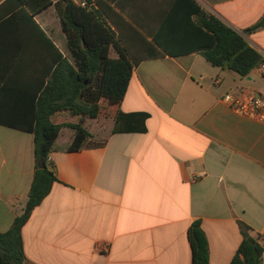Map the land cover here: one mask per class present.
<instances>
[{
	"label": "crops",
	"instance_id": "obj_1",
	"mask_svg": "<svg viewBox=\"0 0 264 264\" xmlns=\"http://www.w3.org/2000/svg\"><path fill=\"white\" fill-rule=\"evenodd\" d=\"M52 1L35 19L68 56L60 0ZM73 1L97 11L137 63L120 111L148 114L147 131L116 133V118H87L88 145L72 152L74 130L62 128L49 161L57 181L22 229L26 264H193L188 230L196 220L210 264L231 263L243 239L240 221L264 243V121L224 101L241 89L264 93L263 71L241 77L192 51L201 35L198 5L264 56V27L248 31L263 18L264 0ZM0 33V118L11 120L0 123L4 233L36 170L34 134L16 127L31 124L55 52L31 24L11 22ZM149 43L164 56L146 57ZM110 56L119 57L113 47ZM52 120L73 124L80 116Z\"/></svg>",
	"mask_w": 264,
	"mask_h": 264
},
{
	"label": "trees",
	"instance_id": "obj_2",
	"mask_svg": "<svg viewBox=\"0 0 264 264\" xmlns=\"http://www.w3.org/2000/svg\"><path fill=\"white\" fill-rule=\"evenodd\" d=\"M52 4V0H0V32L11 22L31 24L55 52L46 74L49 79L31 112V124L16 127L34 134L36 170L24 208L15 217L11 228L0 232V264H26L22 229L57 181L55 169L49 165V157L63 127L69 126L74 130L68 148L72 152L88 145L91 133L83 126L87 118H116L113 130L116 133L147 131L148 114H124L120 111L137 64L132 60L129 49L120 44L115 32L88 4L79 6L73 0H60L57 7L69 51V55L64 56L35 19ZM195 14L196 27L201 35L192 51L201 53L212 66L230 69L241 77L261 67L264 56L242 34L198 5ZM263 27L264 16L248 31ZM112 47L119 57L110 56ZM164 54L158 46L149 43L146 57L158 58ZM63 112L80 116V121L55 123L52 118ZM3 122L11 123V120L0 118V123ZM239 226L243 239L230 264H264L262 236L241 221ZM188 238L193 264H210L209 243L201 220L192 223Z\"/></svg>",
	"mask_w": 264,
	"mask_h": 264
},
{
	"label": "built area",
	"instance_id": "obj_3",
	"mask_svg": "<svg viewBox=\"0 0 264 264\" xmlns=\"http://www.w3.org/2000/svg\"><path fill=\"white\" fill-rule=\"evenodd\" d=\"M86 4L83 3L82 6ZM264 74V63L261 65ZM224 101L236 112L264 121V93H250L246 89H241L236 93H227ZM50 161V157H49ZM105 248L104 251H107Z\"/></svg>",
	"mask_w": 264,
	"mask_h": 264
},
{
	"label": "rangeland",
	"instance_id": "obj_4",
	"mask_svg": "<svg viewBox=\"0 0 264 264\" xmlns=\"http://www.w3.org/2000/svg\"><path fill=\"white\" fill-rule=\"evenodd\" d=\"M54 120L56 122V121H60L62 119H60L58 116ZM68 135H69V129L64 130L63 133L61 134V137H60V143H63L66 140V138L68 137ZM96 143H97V141L95 140V141H92V143L90 142L89 145H95ZM23 208H24V206L22 207V209Z\"/></svg>",
	"mask_w": 264,
	"mask_h": 264
}]
</instances>
